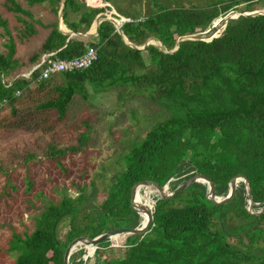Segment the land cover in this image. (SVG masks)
Masks as SVG:
<instances>
[{
    "label": "trees",
    "instance_id": "trees-1",
    "mask_svg": "<svg viewBox=\"0 0 264 264\" xmlns=\"http://www.w3.org/2000/svg\"><path fill=\"white\" fill-rule=\"evenodd\" d=\"M97 1L93 6L108 2ZM248 1L229 0L218 8L203 9L155 5L140 20L120 25L122 34L135 45L148 37L161 44V48L148 44L139 50L124 44L106 20L97 25L94 37L67 38L57 29L59 0H24L27 7L48 5L53 21L44 24L17 1L6 0L5 8L16 15L22 27L18 38L33 36L34 24L45 29L39 50L29 58V68L42 55L75 58L87 45L97 51L88 68L56 74L62 83L51 86L53 96L37 103V110H54L56 118L62 119L75 93L87 98L88 86L92 93L113 88L118 102L141 95L162 114L121 155L120 170L111 176L99 203L95 202L93 183L88 192L85 186L76 187L75 197L63 195L44 204L33 217L31 231L11 233L6 248L15 252L11 264H62L64 250L73 240L134 227L137 215L130 208L129 192L138 181L162 186L172 179L167 187L173 190L193 173H200L213 183L215 195L221 196L233 176L243 175L253 202L264 200V13L229 19L219 36L207 42H176L179 36L205 30L220 14ZM247 4L242 11L250 10ZM116 9L122 16L138 18ZM103 10L86 6L83 0H64L62 23L75 33H84ZM0 26L7 35L5 51L0 50V103L10 105L13 113V104L24 88L31 82L43 88L56 75L37 80L39 69L27 77L18 74L12 37L1 17ZM175 45L174 51L167 52ZM130 114L134 117L133 110ZM87 131L77 136L76 145H50L46 154L55 158L80 151L87 143ZM30 186L28 181L27 190ZM204 193L205 185L194 182L170 199L154 201L144 195L141 203L149 207L151 223L142 235L126 238L116 256L102 257L101 247L105 248L108 240H101L91 254L85 249L71 254L70 264H88L92 258L96 264H264V211L258 215L246 211L242 183L223 204L211 203ZM87 202L96 209L81 210ZM63 212L66 214L61 215ZM232 215L241 221L226 226ZM61 221L67 223L63 241L55 235ZM228 238L242 248L229 243Z\"/></svg>",
    "mask_w": 264,
    "mask_h": 264
},
{
    "label": "rangeland",
    "instance_id": "rangeland-1",
    "mask_svg": "<svg viewBox=\"0 0 264 264\" xmlns=\"http://www.w3.org/2000/svg\"><path fill=\"white\" fill-rule=\"evenodd\" d=\"M15 1L28 9L32 18L41 24L53 21V15L45 2L27 7L24 0ZM228 1L108 0L102 1L107 5L93 6L98 3L97 0H83L89 7L112 10L122 16L117 11L118 8L121 12L135 14L136 17L150 13L155 5L203 9L218 8ZM5 3L6 0H0V17L6 21V28L12 37L13 58L18 62L17 72L27 77L31 69L29 58L39 50L45 29L34 24L36 33L33 36L18 38L19 28L22 27L16 15L5 8ZM246 3L249 11L264 10V0H250L235 5L234 11L244 10ZM6 38L7 35L0 26L1 51H5ZM149 38L152 37L146 38L143 43ZM61 83L62 77L58 75L53 76L43 88H37L36 82H31L17 95L13 113L10 105L0 103V264H11L15 257V252L6 249L10 234L31 231L33 217L47 202H56L63 195L73 198L76 196V187L80 186H85L88 192L89 184L93 183L95 202L99 203L105 195L111 176L120 170L121 155L132 143L143 137L154 121L162 117V114H158L159 108L141 95L118 102L113 88L92 93L88 86L87 98L82 99L80 94L75 93L62 119L56 118L54 110H37V103L53 96L51 86ZM131 110L134 111V117L130 114ZM86 129L87 143L80 151L55 158L46 154L50 145L58 148L76 145L77 136L86 132ZM28 181L31 186L27 190ZM239 187L240 182L236 185L237 189ZM166 191L172 190L167 187ZM240 221L235 215L229 216L226 226H236ZM66 229V221L57 224L55 235L59 241L64 240ZM242 241L246 243V238H242ZM122 242L119 239L118 244H114L108 240V245L101 247L102 257L119 254L123 248ZM228 242L242 248L233 238H228ZM108 248L113 251L108 252ZM92 263L96 264L93 258L88 264Z\"/></svg>",
    "mask_w": 264,
    "mask_h": 264
},
{
    "label": "water",
    "instance_id": "water-1",
    "mask_svg": "<svg viewBox=\"0 0 264 264\" xmlns=\"http://www.w3.org/2000/svg\"><path fill=\"white\" fill-rule=\"evenodd\" d=\"M63 2L64 0H59V6L58 10L56 13V19H57V29L62 33L67 35V38L71 36H82V37H94L96 36V27L101 21H109L113 27L116 33L120 36V39L124 44L127 46L134 48V49H139L142 50L144 46L151 44L157 48H161V44L159 41L155 40L154 38H149L146 40L141 46H136L129 42L126 37L122 34L120 30V24L118 21V18H116L117 14L112 10H104L102 12L97 13L94 18L91 21L89 29L84 32V33H75L65 27V25L62 23L61 19V14H62V8H63ZM86 3V1H85ZM104 5H107V3H103ZM103 5V6H104ZM264 10H253V11H234L230 10L223 14L222 16L216 17L210 24L209 26L200 32L196 33H191V34H186L177 37L176 42L182 41V40H199V41H210L212 38H215L219 36L220 32L223 30V28L226 25V22L229 19H235L238 16H246V15H257V14H263ZM219 23V24H218ZM221 29L219 33L214 35V33L218 30V28ZM177 48L175 45L171 50L167 52H172ZM165 51V50H164ZM172 179H168L162 186L157 185L156 183L149 181V180H142L134 183L129 192V205L131 210L137 215V219H139V214L144 213L145 218L142 221H138L137 225L131 228H115V229H110L105 232H102L90 239L86 238H78L77 240H73L70 244L67 245V247L64 250L63 253V258H62V264H70L69 262V257L71 254L74 252L80 250V249H85L87 251V247L91 248V252L89 253L88 251L86 252L87 254H91L94 249L96 248V244L99 243L101 240H111L113 236H121L122 241H124L126 238L129 237H136L139 235H142L148 226L151 223V214H150V209L149 207L145 206L143 203L136 202L134 200V197L136 195V190L138 188H143V187H150L152 188L155 193H156V198L157 199H170L177 193L181 192L184 190L188 185L194 183V182H199L203 185H205V193L204 196L206 199H208L211 203L213 204H223L228 202L232 195L233 192L236 188V185L238 182L242 183L243 190H244V196H245V205L244 208L246 211L250 214H255L258 215L264 211V200L261 203L253 202L251 198V193L250 189L248 186L247 179L243 175H235L233 176L227 183V189L224 195L217 196L214 193V188H213V183L203 174L200 173H193L190 175L188 178L180 182L172 191L168 192L166 191L167 189V184L169 181ZM154 200V201H155ZM258 207V210H254L253 207ZM87 208H95L94 205L91 202L85 203L80 209H87ZM96 209V208H95ZM66 214V212H63L61 215ZM56 221L52 225V234L54 232V227H55Z\"/></svg>",
    "mask_w": 264,
    "mask_h": 264
},
{
    "label": "built area",
    "instance_id": "built-area-1",
    "mask_svg": "<svg viewBox=\"0 0 264 264\" xmlns=\"http://www.w3.org/2000/svg\"><path fill=\"white\" fill-rule=\"evenodd\" d=\"M116 18H118L120 25L122 23H130L141 19L140 17L132 19L119 15H117ZM96 56V48L90 45L85 46L83 53L75 58L55 59L51 57V54L42 55L39 62L28 71L27 76L34 69H39L37 80L47 79L50 76L60 73L83 70L88 68L96 60Z\"/></svg>",
    "mask_w": 264,
    "mask_h": 264
},
{
    "label": "bare ground",
    "instance_id": "bare-ground-1",
    "mask_svg": "<svg viewBox=\"0 0 264 264\" xmlns=\"http://www.w3.org/2000/svg\"><path fill=\"white\" fill-rule=\"evenodd\" d=\"M219 24V23H218ZM221 27V26H220ZM219 29V28H218ZM139 190H144L145 192H141V193H139ZM144 195H148V196H150V197H152L154 200H155V198H156V193H155V191L152 189V188H150V187H141V188H138L137 190H136V195H135V197H134V200H136V202H139V203H141L142 201H143V199H144ZM144 218H145V214L142 212V213H140L139 214V220L140 221H142V220H144ZM119 239H122V237L121 236H113L112 238H111V241H113V242H118V240ZM87 251L88 252H91V248L90 247H87Z\"/></svg>",
    "mask_w": 264,
    "mask_h": 264
}]
</instances>
